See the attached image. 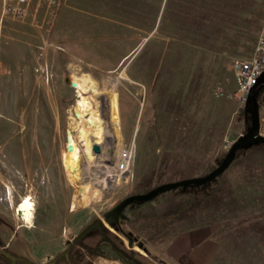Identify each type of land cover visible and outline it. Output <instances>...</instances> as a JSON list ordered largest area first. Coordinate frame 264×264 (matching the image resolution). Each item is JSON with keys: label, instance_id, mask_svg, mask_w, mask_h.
<instances>
[{"label": "rangeland", "instance_id": "1", "mask_svg": "<svg viewBox=\"0 0 264 264\" xmlns=\"http://www.w3.org/2000/svg\"><path fill=\"white\" fill-rule=\"evenodd\" d=\"M143 1L64 0L53 16L0 18V238L30 264L61 252L124 198L204 176L245 132L244 104L213 88L235 92L231 59L252 53L264 0ZM73 77L93 83L81 118ZM258 101L264 135V87ZM94 121L100 137L88 130L86 148L77 129ZM73 138L78 179L65 164ZM120 149L133 154L124 173L115 168ZM25 197L29 224L16 212ZM118 220L121 233L104 223L149 264H180L171 243L187 234L213 237L217 264H264V145L210 184L161 193Z\"/></svg>", "mask_w": 264, "mask_h": 264}, {"label": "flooded vegetation", "instance_id": "2", "mask_svg": "<svg viewBox=\"0 0 264 264\" xmlns=\"http://www.w3.org/2000/svg\"><path fill=\"white\" fill-rule=\"evenodd\" d=\"M10 150L11 152L9 153V157L11 159V166L13 167V161L15 160L17 151L16 145L12 144ZM117 206L104 215V221L115 231L121 233V226L118 220L120 215L125 210V208L138 206V204L129 205L121 211H119ZM107 214H110L109 221L106 219ZM104 221H92L91 223L97 222L94 229L90 230L84 236L76 240L78 234L81 232L80 231L76 236L68 241L61 252L55 254L46 262L54 261V264H122L121 258H123L127 263L149 264L148 260L146 259L147 255L141 253L140 251L137 252V250L132 247V238L130 236H118V234H116L108 227V225L104 223ZM100 224L101 230L99 229ZM108 230L111 232L113 231L117 236H112ZM123 238L127 240V246H125ZM101 245H107L109 250L119 254V258L116 259L110 257L108 255V250L102 249ZM0 264L30 263L27 258L17 254L6 242L0 238Z\"/></svg>", "mask_w": 264, "mask_h": 264}, {"label": "built area", "instance_id": "3", "mask_svg": "<svg viewBox=\"0 0 264 264\" xmlns=\"http://www.w3.org/2000/svg\"><path fill=\"white\" fill-rule=\"evenodd\" d=\"M63 0H0V18L14 21H23L29 15H35L39 10L53 16ZM231 71L236 83L233 94H227L220 84L213 88L216 98L236 99L244 104L249 89L256 83L264 71V19L262 21L256 43L252 53L247 57H234L231 59ZM131 150L120 149L117 153L115 168L118 172H127L132 164Z\"/></svg>", "mask_w": 264, "mask_h": 264}, {"label": "water", "instance_id": "4", "mask_svg": "<svg viewBox=\"0 0 264 264\" xmlns=\"http://www.w3.org/2000/svg\"><path fill=\"white\" fill-rule=\"evenodd\" d=\"M264 87V71L258 77L256 83L249 89L247 93L244 108L243 117L246 123L245 132L240 135L232 144L228 151L226 152L220 163L212 169L210 172L201 177H192L187 179L178 180L175 182H167L150 189L149 191L141 194L130 195L117 206L119 211L125 207L133 204H143L154 199L157 195L175 189H180L182 192L191 191L195 188L203 187L210 184L218 176H220L233 162L237 156V152L247 150L253 146L264 145V135L260 133V123H259V112H258V97L261 90ZM97 150L96 148H94ZM110 215V214H109ZM109 215L107 214V221H109ZM97 222L88 224L77 236L76 240L84 236L87 232L94 229ZM101 230V224L99 225ZM101 248L108 250V255L112 258H119V254L109 250L107 245H101ZM7 255V254H6ZM9 256V255H8ZM122 264H132L127 263L121 258ZM42 264H54V261L42 263Z\"/></svg>", "mask_w": 264, "mask_h": 264}, {"label": "bare ground", "instance_id": "5", "mask_svg": "<svg viewBox=\"0 0 264 264\" xmlns=\"http://www.w3.org/2000/svg\"><path fill=\"white\" fill-rule=\"evenodd\" d=\"M71 84L76 89V94L78 97V101L76 102V116H78V118H81L82 115H86L90 110V103L87 100L88 98L84 97L83 94H85V92H87V90H89L90 88H93V83L89 82L86 78L73 77L71 80ZM94 123H96V121L92 122V125L85 129H82L81 127L77 129L76 138H79L80 141H84V145L86 146V148L88 147L89 138L91 139V137H93L92 135H89L90 132L88 130H90L96 137H98L101 133L100 125ZM76 138L69 139L67 142L66 151L68 158L65 164L66 170L69 172V174L73 178L78 179L80 151L76 143ZM19 204L20 205H18L16 212L21 213L20 215L22 221L25 224H29L32 217L33 202L31 201L30 197H25Z\"/></svg>", "mask_w": 264, "mask_h": 264}, {"label": "crops", "instance_id": "6", "mask_svg": "<svg viewBox=\"0 0 264 264\" xmlns=\"http://www.w3.org/2000/svg\"><path fill=\"white\" fill-rule=\"evenodd\" d=\"M66 1V0H65ZM64 2V0H63ZM62 2V3H63ZM61 3V4H62ZM65 3V2H64ZM144 8L143 0H139V7ZM10 247L16 248V243L12 241L6 242ZM171 248L174 250V256L182 264H217V251L219 244L214 241L211 236H192L187 234L185 236L175 237L171 243ZM16 251V250H15ZM195 251V252H194ZM17 254L27 258L23 253L16 251ZM28 259V258H27ZM31 261L30 259H28ZM45 263V260L37 264Z\"/></svg>", "mask_w": 264, "mask_h": 264}, {"label": "trees", "instance_id": "7", "mask_svg": "<svg viewBox=\"0 0 264 264\" xmlns=\"http://www.w3.org/2000/svg\"><path fill=\"white\" fill-rule=\"evenodd\" d=\"M241 153H243V151H239V152H237V155H239V154H241Z\"/></svg>", "mask_w": 264, "mask_h": 264}]
</instances>
